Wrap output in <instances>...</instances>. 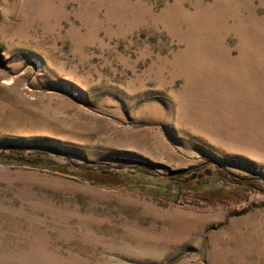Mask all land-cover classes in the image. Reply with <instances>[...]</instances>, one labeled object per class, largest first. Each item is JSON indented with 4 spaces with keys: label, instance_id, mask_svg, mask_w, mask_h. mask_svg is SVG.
<instances>
[{
    "label": "rangeland",
    "instance_id": "374dc122",
    "mask_svg": "<svg viewBox=\"0 0 264 264\" xmlns=\"http://www.w3.org/2000/svg\"><path fill=\"white\" fill-rule=\"evenodd\" d=\"M6 147L0 264H264V0H0Z\"/></svg>",
    "mask_w": 264,
    "mask_h": 264
},
{
    "label": "trees",
    "instance_id": "16d2710c",
    "mask_svg": "<svg viewBox=\"0 0 264 264\" xmlns=\"http://www.w3.org/2000/svg\"><path fill=\"white\" fill-rule=\"evenodd\" d=\"M48 157V152L45 149H39V148H24V147H6L3 148L0 152V165H5V166H9V167H20V166H26L28 168H44L42 167L44 164H47L46 160ZM209 162V161H207ZM213 163V162H212ZM206 164V163H205ZM216 164V163H214ZM46 166V165H45ZM57 166V165H54ZM216 166L218 168H223V170L225 171V173L234 176L230 171H227L225 169V167L216 164ZM46 168V167H45ZM57 168V167H56ZM142 168H144L145 170H151L152 169L147 166L144 165L142 166ZM84 171H87L88 175L86 176V179L88 180H93V176H91V170L92 167L90 168V166H86L83 167ZM98 169L99 172H101L102 174L104 173H109V167L106 164H100L98 165ZM198 169L195 168L192 171H196ZM119 170V169H116ZM188 172V171H179L177 173H173V177L171 178L172 181H174L173 183L177 186L178 190H180L182 188L181 184H180V180L178 179V177H181L183 175H187L188 173L191 174H195V172ZM111 174V173H110ZM148 175H150L147 172ZM213 173L210 172V174L207 177V184L209 183H215V179H211ZM219 180H223L222 177H218ZM240 182L238 183L239 186H241L243 188V191H251V192H256V193H261L264 194V184L260 182L259 178L257 177H241ZM211 181V182H210ZM176 182V183H175ZM196 189V188H195ZM196 192L198 190H195ZM163 198H167V196H163ZM198 199L204 200L206 202H215V203H222V204H233L234 201H232L231 197H229L228 195H216L214 197V195H212V197H208V196H204L203 194L196 197ZM240 198V197H238ZM237 202V201H236ZM235 202V203H236Z\"/></svg>",
    "mask_w": 264,
    "mask_h": 264
},
{
    "label": "water",
    "instance_id": "95a60500",
    "mask_svg": "<svg viewBox=\"0 0 264 264\" xmlns=\"http://www.w3.org/2000/svg\"><path fill=\"white\" fill-rule=\"evenodd\" d=\"M214 162V161H213ZM215 163V162H214ZM150 167V166H149ZM150 168H152V167H150Z\"/></svg>",
    "mask_w": 264,
    "mask_h": 264
}]
</instances>
